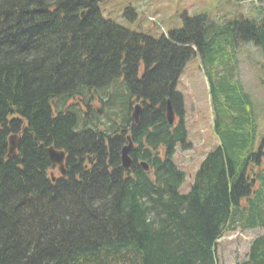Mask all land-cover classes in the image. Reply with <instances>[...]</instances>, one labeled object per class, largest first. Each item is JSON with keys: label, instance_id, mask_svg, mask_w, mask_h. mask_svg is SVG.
Segmentation results:
<instances>
[{"label": "trees", "instance_id": "obj_1", "mask_svg": "<svg viewBox=\"0 0 264 264\" xmlns=\"http://www.w3.org/2000/svg\"><path fill=\"white\" fill-rule=\"evenodd\" d=\"M99 1L0 0V264H221L226 232L264 227V135L236 77L240 44L260 50L264 69V15L186 16L156 39L104 18ZM197 52L219 143L182 193L174 155L188 130L177 83ZM50 146L65 151L66 177L52 179ZM234 264H264V235Z\"/></svg>", "mask_w": 264, "mask_h": 264}, {"label": "rangeland", "instance_id": "obj_2", "mask_svg": "<svg viewBox=\"0 0 264 264\" xmlns=\"http://www.w3.org/2000/svg\"><path fill=\"white\" fill-rule=\"evenodd\" d=\"M98 6L106 19L118 22L126 28L151 35L156 39L169 36L182 29L186 16L208 14L219 20L261 18L264 15V0H101ZM129 12L126 14V11ZM236 74L251 95L259 125V137L264 135V69L260 50L252 43L238 47ZM200 53L197 52L185 65L177 83L185 104V124L188 130L187 146H178L174 161L185 173L180 187L182 193L190 189L194 176L206 154L218 145L214 131L213 112L210 100L209 78ZM100 103L92 104V113L100 114ZM86 113L87 108H82ZM88 125L96 127L94 118ZM177 122V118L175 122ZM56 173L59 172L56 170ZM264 235V227L243 228L237 226L226 232L217 245L221 264H234L246 257L251 241Z\"/></svg>", "mask_w": 264, "mask_h": 264}, {"label": "water", "instance_id": "obj_3", "mask_svg": "<svg viewBox=\"0 0 264 264\" xmlns=\"http://www.w3.org/2000/svg\"><path fill=\"white\" fill-rule=\"evenodd\" d=\"M83 15V13H82ZM141 104L137 103L133 107L132 111V117L135 120V122H138L140 113H141ZM167 119L169 124H174L175 118H176V113L175 110L173 109V106L171 104V101L168 100V105H167ZM20 137L17 134H12L9 137V155H15L17 153V148L19 145ZM133 147V141L131 140L130 137H128V143L122 148L121 152V162L122 166L125 169H130L133 165V158L130 154V151ZM49 158L51 162L57 166L58 171L61 173L63 177H66V167H65V160H66V153L64 150H59L56 149L54 146H50L47 149ZM141 165L144 167V169L148 170L149 166L145 162H141ZM52 179L55 180V177L52 173Z\"/></svg>", "mask_w": 264, "mask_h": 264}, {"label": "flooded vegetation", "instance_id": "obj_4", "mask_svg": "<svg viewBox=\"0 0 264 264\" xmlns=\"http://www.w3.org/2000/svg\"><path fill=\"white\" fill-rule=\"evenodd\" d=\"M178 120H179V119H178V117H177V121H178ZM56 170L58 171L57 166L55 165V170L52 171L53 175H54V174H57V173H56ZM58 172H59V171H58ZM57 175H58V174H57ZM59 175H61L60 172H59Z\"/></svg>", "mask_w": 264, "mask_h": 264}]
</instances>
